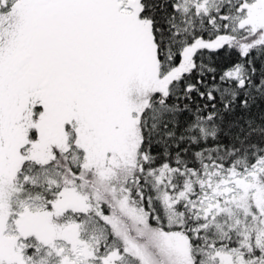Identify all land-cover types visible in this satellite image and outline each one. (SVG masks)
Wrapping results in <instances>:
<instances>
[{"label":"snow or ice","instance_id":"snow-or-ice-1","mask_svg":"<svg viewBox=\"0 0 264 264\" xmlns=\"http://www.w3.org/2000/svg\"><path fill=\"white\" fill-rule=\"evenodd\" d=\"M0 264H264V0H0Z\"/></svg>","mask_w":264,"mask_h":264}]
</instances>
